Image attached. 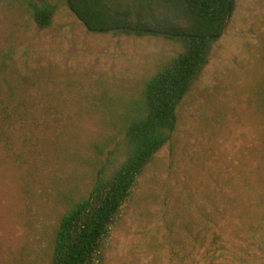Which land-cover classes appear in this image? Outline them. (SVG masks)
Returning a JSON list of instances; mask_svg holds the SVG:
<instances>
[{
    "label": "rangeland",
    "instance_id": "374dc122",
    "mask_svg": "<svg viewBox=\"0 0 264 264\" xmlns=\"http://www.w3.org/2000/svg\"><path fill=\"white\" fill-rule=\"evenodd\" d=\"M49 1L44 30L40 0L0 2V264H52L62 216L126 158L127 110L180 50ZM104 264H264V0H235Z\"/></svg>",
    "mask_w": 264,
    "mask_h": 264
},
{
    "label": "trees",
    "instance_id": "16d2710c",
    "mask_svg": "<svg viewBox=\"0 0 264 264\" xmlns=\"http://www.w3.org/2000/svg\"><path fill=\"white\" fill-rule=\"evenodd\" d=\"M66 1L90 32L162 37L180 44L177 54L145 82L141 98L127 110L126 158L114 167L100 168L89 194L71 202L56 231L52 264H104L113 232L147 167L171 140L178 108L209 64L235 0ZM32 12L44 30L52 26L57 7L40 0Z\"/></svg>",
    "mask_w": 264,
    "mask_h": 264
}]
</instances>
